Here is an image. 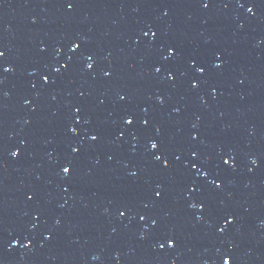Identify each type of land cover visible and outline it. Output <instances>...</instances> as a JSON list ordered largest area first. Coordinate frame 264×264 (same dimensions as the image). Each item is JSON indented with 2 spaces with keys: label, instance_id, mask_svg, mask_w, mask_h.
<instances>
[{
  "label": "water",
  "instance_id": "water-1",
  "mask_svg": "<svg viewBox=\"0 0 264 264\" xmlns=\"http://www.w3.org/2000/svg\"><path fill=\"white\" fill-rule=\"evenodd\" d=\"M68 2L0 0V264H222L226 254L264 264V0ZM193 79L207 83L193 89ZM149 137L171 170L152 163ZM71 147L80 152L65 179ZM229 156L234 166L223 163ZM217 178L221 189L210 185ZM157 184L163 199L151 193ZM189 185L206 186L205 220V198ZM221 209L235 216L223 234L222 220L208 223Z\"/></svg>",
  "mask_w": 264,
  "mask_h": 264
},
{
  "label": "snow or ice",
  "instance_id": "snow-or-ice-1",
  "mask_svg": "<svg viewBox=\"0 0 264 264\" xmlns=\"http://www.w3.org/2000/svg\"><path fill=\"white\" fill-rule=\"evenodd\" d=\"M237 2L239 3V6L241 8L245 7V4L244 3H240V0H237ZM76 5V0H69V2L67 3V7L69 10L73 9ZM203 7L204 8H208L209 7V0H205V2H203ZM256 7V5L254 3L251 4V6L247 7V12L248 13H253V9ZM167 13H165L166 15ZM149 32H151V37H152V40L154 41L156 36H157V32L156 31H153L151 27H149L148 31L144 32L143 35L144 36H148ZM81 45L80 44H77V43H72V45L70 46V51L72 53H76L79 49H80ZM167 53L168 55L165 56L164 58L165 59H170L173 57V53H174V48L173 46H168L167 48ZM4 53L3 52H0V57H3ZM86 55V62H85V66L88 70H91L93 67H94V61H93V55L92 54H85ZM177 56L179 55V53L176 54ZM217 56V59H219V55L220 54H215ZM73 60V57H69V63H71ZM196 63L197 61L195 59H191L189 60V65L191 67H195L196 66ZM63 67L65 69L68 68V64H65L63 65ZM213 67L215 69H220L222 67V63H216L215 61L213 62ZM5 72H8V71H11L10 68H4L3 69ZM155 71L157 73H159L161 71V68L160 67H157L155 69ZM53 72L54 73H59L60 72V68H53ZM196 72L198 74H200L201 77L205 76L206 73H207V68L205 66H201V67H196ZM105 76H109L111 75V73L109 72H105L104 73ZM43 79V83L44 85H49L50 83H54V81H52L51 79V74L49 75H44L42 77ZM168 79L169 80H174L175 79V75L174 73H172L171 71L169 72L168 74ZM3 81L0 80V83H2ZM207 83V80H203V81H198V80H195L193 79L191 81V87L193 89H196L200 86V83ZM33 87H35V85H33ZM212 92H213V95H215L216 93V89L213 88L212 89ZM121 100L125 99L124 96H121L120 97ZM161 103H163V101L161 100ZM82 108L83 106H80V107H76L75 108V113L79 114L81 111H82ZM144 111H147V109H144ZM177 112H179V109H176ZM82 119V117H79L77 116V119H76V123L79 124L80 123V120ZM123 122H124V125L127 127V126H131L134 124L135 122V118L133 116H125L123 118ZM149 121L147 119H144L142 120V125L147 127ZM69 131L73 134H78V129L75 128V127H72V126H69ZM156 132H157V135H159L160 133V129L157 128L156 129ZM124 135L123 132H120L117 139H120L122 138ZM135 135V134H134ZM101 138V134L100 132H96L95 134H91L90 135V140L92 142H96L98 141L99 139ZM192 139L195 140L197 139V136L194 134L192 136ZM148 144H149V150L153 153V156H152V163L153 164H160L162 165V169L163 170H171L173 168V163L169 161V159L166 158V148L164 146H162L161 142L159 139H155V138H152V137H149V140H148ZM80 152V148L78 147H71V152H70V155H69V158H68V162L64 165H62L61 167V171L63 173V176L65 179H70L72 177V172L74 170V158L76 155H78ZM158 153V154H156ZM11 155L13 157H17L19 155V152L18 150H14L12 151ZM191 156L193 159H198L199 157V154L195 151H193L191 153ZM109 159H111V157H109ZM234 157L232 156H229L228 158L226 159H223V163L225 165H232L234 166ZM176 160L179 161L180 160V157L177 156L176 157ZM202 164H207V161H202L201 162ZM253 164L256 163L255 160L252 161ZM190 168L193 169V170H196L197 174L200 175V176H203L205 179H207V177L209 175H211V170H208V171H202L201 170V167L196 164V163H190ZM188 166V165H186ZM138 175L137 172H132L131 173V176L133 177H136ZM223 184H224V181L222 179H214L210 182V185L213 189H221L223 187ZM189 193H196L198 195H200L202 198H205V202H202L200 204V211H201V215L197 217V220H205V216H204V212H205V208H206V196H205V192H206V186H193V185H189ZM64 191L65 192H68L69 191V187H65L64 188ZM164 187L162 184H157L154 188H151V193L154 195L155 198H159V199H163V194H164ZM29 200L32 199V197H28ZM145 207H148L147 204L144 205ZM191 207H196V205H190ZM126 211L127 209H125V211H120L119 212V215L120 217H124L125 214H126ZM140 220H145V215H140L139 216ZM213 219H218V220H222L223 221V225L222 227L219 228V231L221 234H223L224 232L227 231V226L234 223L235 222V216L231 213V212H228L226 210H223L221 209L220 210V215L219 216H213L212 219H209L208 220V223L209 225L211 226L212 224V220ZM157 223V221L153 220V224L155 225ZM46 239H50L51 237H48L46 236L45 237ZM143 238V237H142ZM12 245H15L17 243H19V241L17 239H13L12 240ZM30 243V242H29ZM168 245L169 247H173L174 245V239H169L168 240ZM27 246V245H25ZM161 248L164 247V245H160ZM222 264H232V258L230 255H224L223 259H222Z\"/></svg>",
  "mask_w": 264,
  "mask_h": 264
}]
</instances>
